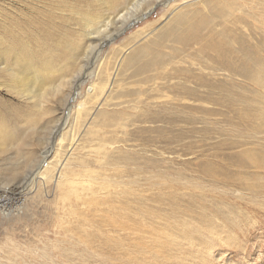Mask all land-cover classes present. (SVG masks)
I'll return each mask as SVG.
<instances>
[{
	"label": "rangeland",
	"instance_id": "obj_1",
	"mask_svg": "<svg viewBox=\"0 0 264 264\" xmlns=\"http://www.w3.org/2000/svg\"><path fill=\"white\" fill-rule=\"evenodd\" d=\"M89 1L132 3L70 0ZM208 1L157 4L90 56L75 100L53 93L21 148L0 145V264H264L263 87L216 60L223 41L164 36ZM0 95L17 123L24 101Z\"/></svg>",
	"mask_w": 264,
	"mask_h": 264
},
{
	"label": "bare ground",
	"instance_id": "obj_2",
	"mask_svg": "<svg viewBox=\"0 0 264 264\" xmlns=\"http://www.w3.org/2000/svg\"><path fill=\"white\" fill-rule=\"evenodd\" d=\"M169 1L132 0L131 6L127 4L130 7L125 6L116 15L102 16L92 10L94 1L83 4L70 0H38L37 5L30 7L22 0H0V90L13 93L24 101L15 110L17 123H10L2 110L8 112L15 106L0 95V145H5V149L21 148L24 143L20 135L25 130L22 132L18 127L20 123L35 125L36 120L28 117L35 115L38 107L53 93H62L69 101L75 100L90 56L93 53L99 55L106 43L147 17L157 4ZM99 2L103 3L100 7L109 10L120 3L119 0ZM261 3L255 0H209L190 16L180 13L177 22L168 31L166 29L164 36L188 48L207 40L211 45L223 41L216 60L236 70L243 82L257 81L263 87L261 92L264 90V8L259 6ZM72 20L76 28L71 26ZM217 22H223L220 29ZM244 23L252 26L247 36L236 31L237 26ZM228 37V42H224ZM166 61L158 58L155 63L161 65ZM118 68L111 74L110 84ZM91 90L94 92L95 85ZM59 129L53 128L48 143ZM59 163L63 164L61 158Z\"/></svg>",
	"mask_w": 264,
	"mask_h": 264
}]
</instances>
